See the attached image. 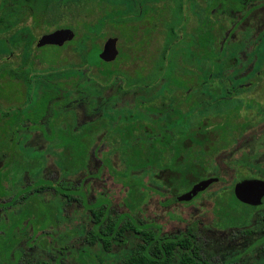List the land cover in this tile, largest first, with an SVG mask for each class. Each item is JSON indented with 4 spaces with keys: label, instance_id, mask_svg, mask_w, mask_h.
<instances>
[{
    "label": "rangeland",
    "instance_id": "374dc122",
    "mask_svg": "<svg viewBox=\"0 0 264 264\" xmlns=\"http://www.w3.org/2000/svg\"><path fill=\"white\" fill-rule=\"evenodd\" d=\"M135 1L137 2V0H49L47 2L46 0H36L33 6L29 5L30 7L23 9L21 7V4L25 2L23 0H0V69L4 68L0 79V168L8 156V150H14L22 157L38 159L32 167L22 164L16 166L15 172L27 169L32 176L38 178L37 181H43V178L52 181L67 180L76 186L81 185L83 191L87 193L89 201L96 196L104 195L110 198L114 214L127 212L124 206L127 188L121 180H116L110 174L107 167L102 165V160L106 156H109L113 163H118L116 154L111 152L110 139L112 138L102 144H96L97 147L94 149L96 152L92 155L88 171L65 176L59 163L60 149L56 147V144L45 140L41 131L24 128H32L38 123L40 124L38 120L43 116L46 108L43 101L37 103V100L39 101L37 95L33 94L30 98L34 90L30 93L29 85L25 82L27 74L14 77L12 72L15 69H20L28 58L33 62V73L44 72L48 65L55 63L59 51L56 46L38 48L37 41L44 34L61 28H70L76 34L73 41L89 31L90 33H88L93 38L99 52L108 38H118L120 55L117 64L119 69L130 76L137 74L144 78L152 76L154 69L159 70L156 61L162 54L161 50L165 43L166 23L159 20L158 24L149 19L136 20V15L132 13ZM172 1L177 5L176 7L180 8L186 4V0ZM240 1L220 0L222 7L219 9H239ZM165 2L166 8L162 10L163 17L165 20L173 21L175 18L171 12L172 3L170 0ZM162 5L163 3L157 4L158 7ZM208 7L206 18L209 16V25L212 34L217 38L216 46H218L222 35L230 29L233 19L228 13L224 16L220 15L218 10H214L213 14L212 12L210 14L208 12L211 11L214 4H210ZM11 12L13 13L11 14ZM189 12L190 21L182 31V38L176 37L175 39L179 40L173 46L175 50L173 58L178 67L175 68L172 76L174 81L183 80L184 75H181L180 72H185V70H189V77H192V73L195 79V75L205 77L210 69L211 73L216 74L221 68L220 64L211 67V61L206 57L201 59L194 55H186L188 52H196L198 49L196 45L190 47L191 40L197 36L193 33L199 28V24L194 9ZM241 12L244 15L247 13L245 10ZM187 15L188 10L185 8V12H181L177 16V22L186 19ZM31 16L30 23L27 25H19L18 21L23 22L24 20L16 19L17 17L29 18ZM246 29L245 31L250 33V30ZM212 41L210 34L205 32L201 38L202 45L199 48L201 56L212 55L214 47ZM31 42H33V47H31ZM71 42L61 47L64 50H62L59 60L63 61L64 65L78 63L80 60V54L75 51ZM178 43H182L180 47L177 46ZM99 52L94 53L93 61H96V54L98 55ZM218 53V56L229 58L224 51ZM251 53L256 60H260L264 56V34L260 35L259 40L257 36L252 50L249 53L246 52L247 60H238L233 63L235 65L234 72L227 73L230 81H234V73L237 75L241 71V67L247 64ZM92 72L97 74L96 68ZM205 78H203L206 81L204 88L192 86L195 93L199 91L207 94L205 96L200 93L201 99L205 98L206 100L210 97L213 101L226 96L228 79L218 77L217 74L212 80L207 81ZM259 80L263 83L259 84L252 92L234 94L233 99H230L229 107L223 108V106L219 110H215L212 107L213 103L209 107L204 104V109L202 105H199L193 111H189V116H187L189 118L186 120L184 129L189 131L204 129L203 124H211L212 126L209 125L210 129H208L211 130L213 125L216 126L223 122L234 126L227 130H249L246 135H241L238 138L231 136L232 132L223 136L220 132L210 134L209 138L214 142V145L217 144V147L221 149L220 153L206 157L210 159L208 172H211L212 177L221 180L189 204H170L167 201L171 198L169 194L151 191L139 215L143 222L159 224L163 230L172 234H176L189 225H195L203 236L205 258L215 262L264 264L261 259L263 246L261 241H264L261 238L264 236V227H261L262 223L264 224V206L249 209L233 201L230 206V199L234 194L236 183L246 184L252 178L264 179V164L256 161L263 151L261 145L263 146L264 141V138L260 136L264 134V78ZM220 82L222 83L220 84ZM189 92L191 90L179 87L178 84L172 82L169 84L168 94L178 101L184 99L185 94L189 95ZM211 92L217 96L210 95ZM160 97L161 95H157L152 100H145L144 104L159 105L162 99ZM182 110L187 111L184 104ZM19 115L20 118H18ZM26 116L33 126L29 121L24 123L25 119H21ZM23 124L24 127H22ZM235 135L238 134L235 133ZM56 142L58 143V141ZM248 153L254 157L249 159L248 155L250 154ZM230 154H233L232 159H230ZM19 159V162H23L20 157ZM243 160H248L249 164L243 163ZM255 163L256 165H254ZM14 179L18 182L20 176L17 177V173H15ZM149 179L146 177L145 181L148 182ZM30 197L37 202L35 214L42 212L47 217L48 214L55 213L56 220H61L64 219L62 217L63 210L66 208L65 206H68L73 209L72 216H68L69 219L76 221L78 226L90 225L89 219L85 218L83 214L81 205L79 204L77 207L76 202L68 203L67 197L51 194H32ZM28 203L32 202L29 200L25 202V204ZM53 209L61 211H51ZM253 215V218L249 217ZM46 217L41 219L42 223ZM250 221L254 225L251 228L247 225ZM1 223L2 221H0V225ZM78 230L82 234L83 229ZM249 230H253L254 233L246 234L245 231L249 233ZM129 241H131L127 246L129 248L134 245L133 242H137L135 238ZM94 250V258L98 257V259L96 258L92 264H109L113 263L111 260H116L112 255L104 254L103 257H99L102 255L98 247ZM116 250L120 251L121 249L117 248ZM119 257L121 260L119 264H121L122 256Z\"/></svg>",
    "mask_w": 264,
    "mask_h": 264
},
{
    "label": "trees",
    "instance_id": "16d2710c",
    "mask_svg": "<svg viewBox=\"0 0 264 264\" xmlns=\"http://www.w3.org/2000/svg\"><path fill=\"white\" fill-rule=\"evenodd\" d=\"M23 1L33 6L36 0ZM88 32L71 42L75 51L80 54L78 63L64 65L65 63L59 60L64 48L57 47L59 55L56 56L55 63L48 65L44 72L33 73V62L30 58L25 60L20 69L13 70L14 77L27 74L25 82L29 85L30 93L34 90L30 98L33 94L37 95L39 99L37 103L43 101L46 108L43 116L38 120L40 124L33 127L38 126L47 141L57 144L62 149L60 163L63 173L67 176L86 169L89 150L98 132L108 129L111 135L117 134L115 138L128 145L127 149L120 152L122 168L117 170L111 167L110 170L127 188L125 205L129 213L108 219L105 207H96L93 218L95 226L99 228L94 231L95 242L98 241L99 245L107 249L110 245L108 235L112 233V228L124 232L133 231L137 226L138 231L141 225L143 227L139 230L141 242L125 264H211L202 261L200 249L195 248L191 237H179L174 240L160 238L159 233L146 227L150 223L146 224L133 217V214L146 203L152 190L171 189L175 194L184 192L208 175L203 160L204 154L208 151L205 147L207 140L203 144V138L206 136L190 135L187 143V136L180 133L185 122L178 119L180 110L167 102H162L159 106L153 103L144 104L145 100H152L157 95L165 96L163 89L167 88L166 82L172 80L169 73L172 61L167 56V51L171 49L174 40L171 38L166 40L164 52L156 61L159 70L154 69L152 76L144 78L140 74L136 76L126 74L119 69L117 63L107 67L97 54L96 61H93L94 53H98L99 49ZM206 32L210 34L212 43L215 44L216 37L212 34L209 24L206 26ZM214 58V55L207 57L213 66L214 63L218 65L213 61ZM95 68L97 74L92 72ZM3 70L4 68L0 69V79ZM210 71L206 76L207 81L212 80L216 74L218 77L228 79L224 70L219 69L216 74ZM240 75L234 73L233 79L236 80L235 78ZM244 79V76L238 78V80ZM230 102L222 98L212 101L210 97L205 100L206 107L213 103L212 107L215 110L223 106V108L229 107ZM81 109L85 111L83 115L91 113L90 116H95L93 123L89 119L85 122L81 120ZM21 119L30 122L27 116ZM209 125L211 124H205L204 129H210ZM232 127H234L232 124L225 122L213 125L212 129ZM199 145L200 149H198ZM19 157L23 162H19ZM36 161L38 159L34 157H22L14 150H8V156L0 168V199L2 200L0 209L3 211L0 221H4L5 216L12 215L13 209L30 211L35 208L37 202L31 199L32 194L67 197L68 203L80 204L85 215L88 203L86 198L80 197V190H74L66 183L37 181L38 178L32 176L27 169L17 172L14 170L21 164L32 167ZM15 173L17 177L20 176L18 182L14 179ZM146 177L150 178L148 182L145 181ZM28 200L32 203L25 204ZM232 201L243 207L256 209L240 203L234 194L230 199V206ZM107 225L110 228H106ZM247 225L249 228L254 226L251 221ZM251 233L249 230L248 234ZM6 234L0 235V240L10 241L11 236ZM261 259L264 262L262 254Z\"/></svg>",
    "mask_w": 264,
    "mask_h": 264
},
{
    "label": "flooded vegetation",
    "instance_id": "af4514ba",
    "mask_svg": "<svg viewBox=\"0 0 264 264\" xmlns=\"http://www.w3.org/2000/svg\"><path fill=\"white\" fill-rule=\"evenodd\" d=\"M165 1H168V0H137V2L135 1V5H133L132 13L136 15V20L149 19L151 22H155L157 24H158V20L166 23L165 24V29H166L165 42L166 40L170 38L174 40V43L171 46V49L167 51V56L172 61L171 63L172 65L169 67V71H170L169 73H170L171 78L174 74L175 68L176 69L178 68L173 58V54L175 53L173 46L177 42V40H179L178 38L177 39L175 38L178 36L179 38H182V31L184 30L188 21H190L189 11L191 9H194V13L198 20L199 28L193 33V34H197V36L191 40L190 47L196 45L198 49L196 52H188L186 55L187 56L194 55L196 58H201V59H205V57L206 58L208 57L207 55L201 56L200 55L201 51L199 49L202 45L201 38L206 32V26L207 24L210 23L208 20L209 16L208 18H206V10L209 8L208 6L210 4H214V7L211 9V11L208 12L210 14L211 12L213 14L214 10H218L220 15L224 16L226 13H228L232 17L233 21L231 23L230 29L227 32H225L224 35H222L221 39L218 42V46H216V43H215L214 48L212 49V55L215 56L213 61H215L218 65L220 64L221 65L220 69L224 70L226 73H228L229 71L234 72L233 68L235 65H233V63L237 62L238 60L245 61V59L246 60L248 59V55L246 54V52L249 53V51L252 50L254 46V42L256 41V37L258 36V40H259L260 35L264 34V0H241L239 9L225 8L221 10L219 9L220 7H222L220 0H186V4L183 8L176 7L177 5L173 4V1L170 0V2L172 3L171 12L173 13V16L175 18L173 19V21L165 20V18L163 17L164 14L162 10L166 8ZM158 3H163V5L158 7L157 6ZM21 7L25 9L30 6L27 2H24V4L23 3L21 4ZM185 8L186 10H188V15L186 19H183V21L181 22H177V19H178L177 16L181 12H185ZM243 10L247 11L245 15L241 12ZM12 13L13 12H11V14ZM31 18L32 16L29 18L17 17L16 19L24 20L23 22L18 21L19 25H25V24L27 25L30 23ZM245 28H247L246 30H250V33H247L245 31ZM174 31H175V34H174ZM175 35L176 37H174ZM198 36H199V39H198ZM216 41H217V38H216ZM181 44L182 43H178L177 46L180 47ZM164 47L165 46H163L161 53L164 52ZM219 51H224V53L229 58L225 56L223 57L218 56ZM119 55H120V50H119ZM161 56L162 55H160V57ZM118 57L112 62H109V63L104 62V63L107 64L106 65L107 67H110L112 64L118 63L117 61L119 59ZM241 68H242L241 71H239V73L241 74L240 77L237 76L235 78L236 80L234 81L229 80L227 83L228 86L226 88L225 95H229V96L219 97L218 99L222 98V99H228L230 101V99H233L234 94L237 95L242 92L243 93L252 92V90L258 87L259 84L263 83V81H260L259 79L264 78V56L260 60H256V58L253 57V53H251V57L247 61V64ZM180 73L181 75H184L183 80L174 81L172 79L171 81L166 82L167 88L163 89L165 96L163 97V95L161 94L160 98L162 99H161L160 104L162 102H167L169 103V105L175 106L178 110H180V114H179L180 118H178V116L177 118L185 121L184 126L182 127L180 133L183 136H187L186 138L187 143L189 142L188 136L190 135H200V134L203 135L204 134L206 136V138H203V144H205L204 142L207 140L206 141L207 145L206 146L204 145V146L206 147L208 151L204 154L203 160L206 163V168L208 170L210 169V164H209L210 159H207L206 157L208 155L211 156V155H216L220 153V149H221L217 147V144L214 145V142L209 138L212 132H215V133L220 132L221 136L232 132L231 136L238 138L241 135H246L249 132V130L248 129H245V130L244 129L242 130H227V129L205 130V129H200V128L197 131L185 130L184 127L186 126V120L189 118L187 117L189 116L188 115L189 111H193L199 105H202L204 109L205 98L201 99L200 93L204 94L205 96H207V94L204 92H199V91L195 93L194 89H192L193 88L192 86L196 85L197 88H201V89L204 88L206 81L203 78H205L206 76L205 77L202 75L196 76L194 74L195 75V79H194L192 73H191L192 77H189V74H190L189 70H185V72H180ZM243 76L245 77L244 80H238V78H241ZM170 82L178 84L179 87L186 88L189 91L191 90V92L188 93L189 95L185 94L184 99H182L181 101L180 100L178 101L176 100V98L168 94ZM221 83L222 82H220V84ZM210 95L217 96V94H214L212 92L210 93ZM183 104L186 106L187 111L182 110ZM84 113L85 111L81 109V112H80L81 120L85 122V120L89 119V121L91 120L93 123L95 120L94 119L95 116H90L91 113H89L88 115L86 114L83 115ZM154 116L160 119V117L157 114H154ZM22 127H24V124ZM24 128L25 129L27 128V130L30 129L32 131H37V130L41 131L38 129V126L37 128L35 127H32V128L24 127ZM135 133L137 134V130L135 131ZM235 133H237L238 135H235ZM115 136H117V134L111 135L110 130L108 129H104L103 131L98 132L96 134V140L91 145V148L89 150L87 167L86 169L82 171L89 170L92 155H94V153L96 152V150H94L95 147H97L96 144L97 143L102 144L104 143V141H108L110 138H112L110 139L111 140L110 144L112 146L111 152H114V154H116L118 163L116 164L113 163V160L109 156H106L104 157V160H102V165L104 167H107L110 174L116 180H121L118 177H116L114 174H112L110 168L113 167V168H116L117 170L122 168L120 152L121 150L127 149L128 145L124 144L119 139H116ZM260 136L264 138V134H261ZM56 147L60 149V160H61L62 149L57 144H56ZM200 147L201 146L199 145L198 149H200ZM261 148L263 149V151L261 152L259 158L256 161L264 164V141H263V146L261 145ZM252 157L254 156H252L251 154L248 155L249 159H251ZM232 158H233V154H230V159ZM243 163H246L247 165L249 164L248 160H243ZM254 165H256V163ZM254 165L252 164V166ZM60 166H61V163H60ZM68 176H72V175H68ZM212 176L213 175L211 174V172H208V175L204 179H218V181L215 183H218L221 180L220 178H214ZM204 179H201V180H204ZM253 179L264 180L261 178H252L251 180ZM43 180H48V179L43 178ZM48 181L59 183V184L66 183V184H69L71 188H73L74 190H80V197L86 198V201L88 203V208L85 212V218L89 219L90 225L86 226L82 224L78 226L76 221H73L71 218L69 219L68 216L69 217L70 215L72 216L71 211L73 209L68 206H66V208L63 210L65 214L63 213L62 217H64V219H61V220H56L55 213L48 214L47 217L42 212H38L37 214H35L36 212L35 208L30 209V211L29 210L23 211L21 209H15V210L13 209L12 211L13 214L5 216L4 217L5 220L2 221L0 225V227L2 228V229L0 228V235L7 233L6 235L11 236V240L8 242H4V240H0V264H92V262L95 261L96 258L98 259V257L94 258V253H95L94 249L96 247L100 249L99 251L102 255L99 257H103L104 254H106V255H112L116 258L115 261L111 260L113 263H109V264H119L121 261L119 256H122L121 264H125L126 260L131 256L133 251L137 248V245L141 242V234L139 233V230L143 227L140 225L137 231V226H136L135 230L133 231L128 230L124 232L118 230V228L116 229L112 228V233L108 235L110 239V245H109V248L105 249L104 247L99 245L100 243H98V241L96 242L94 241V237H95L94 231L95 229H98L99 227L95 226L94 218H93V213H95L96 207L99 208L101 206L105 207L107 211L106 216L108 219L110 217H116V216L128 214L129 210L127 209L125 205V200H124V206L127 209V212L114 214L112 202L110 198H108L107 196H104V195H101L100 197L96 196L93 199H90L89 201V198L87 197V193L83 191L81 185L76 186L72 184L71 182H68L67 180H63V181L48 180ZM215 183L211 184L204 192H206ZM191 188H189L188 190L184 192L176 193V194L173 193L171 189H158V190H152V191L153 192L161 191V192H165L166 194H169L171 198H169L167 201L170 204L172 203L189 204V203H192V201L196 200L200 195L204 193V192L199 193L194 199H192L189 202L179 201L178 198L183 193L189 191ZM126 197H127V192H126ZM0 201L2 200L0 199ZM143 206L144 204L139 208V210H137L133 214V217L136 218V220L137 218L139 221L141 220L139 215L141 214ZM77 207H79V205ZM256 208H259V207H256ZM51 211H61V210L53 209ZM2 215H3V211L0 209V218L2 217ZM45 217L46 219L42 223L41 219H44ZM252 217H254V215ZM145 223L146 224L150 223L146 227L153 229L157 234L159 233L158 235L160 236V238H167L170 240H174V238L176 239L179 237H182V238L191 237L194 242L195 248L200 249L202 261H207L211 264H232L230 262L229 263L215 262L211 259L205 258L203 236H202V233H200L201 231L196 229L195 225H189L183 230L178 231L176 234H172L169 231L163 230L162 226L159 224L151 223V222H145ZM105 227L110 228V226L108 225ZM261 227H264L263 223ZM78 229H83L82 234ZM5 230L8 232H6ZM250 231L254 233L253 230H250ZM245 232L246 234H248V231H245ZM132 238H135L137 242L136 243L133 242L134 245L131 248H129L127 246L131 242L129 240ZM261 238L263 240L264 236H262ZM263 242L264 241H261L263 245L261 248V254L264 257V243ZM117 248H120L121 250L118 251L116 250Z\"/></svg>",
    "mask_w": 264,
    "mask_h": 264
},
{
    "label": "water",
    "instance_id": "95a60500",
    "mask_svg": "<svg viewBox=\"0 0 264 264\" xmlns=\"http://www.w3.org/2000/svg\"><path fill=\"white\" fill-rule=\"evenodd\" d=\"M75 32L70 28H61L53 32L42 35L37 41V47L45 46L63 47L75 39ZM119 55L118 38H108L100 53L99 59L103 62H112ZM218 179H204L192 186V188L183 193L178 200L181 202H189L199 193L204 192L211 184L217 182ZM234 195L236 199L247 206L259 207L264 205V180L253 179L246 184L237 183L234 187Z\"/></svg>",
    "mask_w": 264,
    "mask_h": 264
}]
</instances>
